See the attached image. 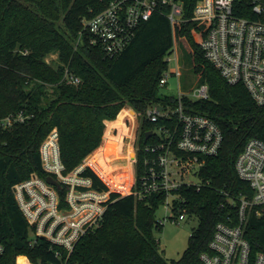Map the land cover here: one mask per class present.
Segmentation results:
<instances>
[{
	"label": "trees",
	"instance_id": "obj_1",
	"mask_svg": "<svg viewBox=\"0 0 264 264\" xmlns=\"http://www.w3.org/2000/svg\"><path fill=\"white\" fill-rule=\"evenodd\" d=\"M197 1L185 0V19L175 23L155 14L137 28L123 51L109 57L100 44H91L83 24V18L105 7L102 0H0V120L11 113L27 116L8 127L0 124V238L4 244L0 264H16L22 256L34 264H199L217 223L239 222V199L252 197L254 191L240 177L236 161L249 139L264 140V104L257 103L245 84L230 83L205 55L202 43L212 23L191 18ZM238 14L258 17L251 7ZM176 47L185 53L198 85L209 86L208 97L183 98L187 109L208 115L224 133L220 153L205 157L198 171L200 183L174 191L170 218L186 208L199 221L182 256L169 260L159 249L155 230L163 221L157 219V209L165 203V193L139 199L113 192L100 226L83 236L70 254L41 237L31 244L33 227L13 186L34 172L48 178L41 155L45 138L58 130L66 172L90 154L89 160L110 179L116 170L111 152L126 149L134 140L131 109H135L140 116L136 139L140 175L141 150L152 140L145 141L146 132L167 123L163 117L151 120L148 109L156 104L175 108L179 102L178 97L160 93V80L169 69L167 58ZM51 54L57 58L49 60ZM67 68L79 82L66 76ZM107 120L112 121L106 124ZM128 120L133 125L128 126ZM83 174L92 178L97 189H110L91 166ZM59 193L65 205L67 187ZM245 235L253 254L264 253V205L249 210ZM58 249L63 250L62 256L56 255Z\"/></svg>",
	"mask_w": 264,
	"mask_h": 264
},
{
	"label": "built area",
	"instance_id": "obj_2",
	"mask_svg": "<svg viewBox=\"0 0 264 264\" xmlns=\"http://www.w3.org/2000/svg\"><path fill=\"white\" fill-rule=\"evenodd\" d=\"M102 1L105 7L83 18V24L90 34L91 44H100L109 57L123 51L134 38L137 28L155 14L166 16L171 23L185 19V0ZM250 7L258 17L238 14V11ZM191 18L211 21L212 27L202 43L205 55L230 83L245 84L257 103L264 104V0H198ZM81 35L82 32L76 39V47ZM167 59L169 61V56ZM168 72L161 78V86L168 83ZM66 76L74 82L80 81L79 77L70 74L68 68ZM185 96L193 100L208 97L209 86L204 83L192 92L180 93L175 108L164 106L160 110L163 105L156 104L148 109L147 116L151 120L163 117L167 123L152 130L151 142L142 148L140 175H137L140 148L136 147L134 136L131 152L135 157L128 152L132 168L122 191L97 189L92 178L83 174L87 166L95 170L86 160L66 172L59 132L53 129L41 145V155L44 169L61 183V188L37 172L13 186L16 199L33 227L31 244L41 237L70 254L83 236L100 226L109 203L113 201V192L123 196L132 194L139 199L165 193V203L173 207L174 191L183 185H193L187 176L198 175L205 157L218 155L224 143V133L218 123L208 115L189 111L183 100ZM26 117L23 112L11 113L1 119L0 124L8 127ZM236 168L240 177L250 183L254 194L239 199L238 223H217L209 249L201 253L199 264H264V253L253 254L245 235L249 210L264 205V140L249 139L237 158ZM64 187H67L66 204L62 205L59 192ZM187 216V210L183 208L175 219L184 220ZM62 252L58 249L56 255L62 256ZM3 253L4 244L0 238V258ZM21 258H24L23 264H34L26 256L20 257L16 264H21Z\"/></svg>",
	"mask_w": 264,
	"mask_h": 264
},
{
	"label": "rangeland",
	"instance_id": "obj_3",
	"mask_svg": "<svg viewBox=\"0 0 264 264\" xmlns=\"http://www.w3.org/2000/svg\"><path fill=\"white\" fill-rule=\"evenodd\" d=\"M57 58L56 54H51L48 59L55 60ZM169 77L168 83L161 87L160 93L164 95H170L178 97L180 93H189L194 91L199 85L198 76L194 73L191 64L188 62L185 53L180 48H175L174 52L169 55ZM131 107V106H130ZM133 108V107H131ZM162 110V108H159ZM123 110V109H122ZM121 110V111H122ZM133 118L135 119V140L139 134L140 127V116L136 115L137 111L131 109ZM120 114V113H119ZM118 117V116H117ZM133 125L128 120V126ZM151 131L146 132L145 141L151 136ZM116 135H119L120 129H116ZM126 141L128 136L124 138ZM147 139V140H148ZM133 142V141H132ZM126 147L124 150H113L110 154L112 157V163L115 164L116 170L110 175V179H107L105 176L99 172L97 167L89 160V155L86 157V162L91 164L96 172L110 185V188L114 191L124 190L122 189L125 185V182L128 183L131 173V162L128 156L127 150L131 149V144ZM136 147L137 144L135 142ZM103 145H100L101 148ZM93 153V152H92ZM131 157H135V153H131ZM97 162V161H96ZM107 170V168H106ZM187 180L194 184L200 183V178L197 174L192 173L187 176ZM121 186V188L119 187ZM120 191V192H121ZM173 208L170 204H162L157 209V219L163 221V225L160 229L155 230L157 239L159 240V249L164 255L169 259H178L182 256L183 252L189 244V237L195 227L198 226V218L195 216H187L184 220H174L170 216L173 215Z\"/></svg>",
	"mask_w": 264,
	"mask_h": 264
},
{
	"label": "water",
	"instance_id": "obj_4",
	"mask_svg": "<svg viewBox=\"0 0 264 264\" xmlns=\"http://www.w3.org/2000/svg\"><path fill=\"white\" fill-rule=\"evenodd\" d=\"M162 109H164V106H161ZM148 139V137H147ZM146 139V141H147ZM48 182H50L51 184L57 186L58 188H61V183L52 175H49L47 178Z\"/></svg>",
	"mask_w": 264,
	"mask_h": 264
},
{
	"label": "crops",
	"instance_id": "obj_5",
	"mask_svg": "<svg viewBox=\"0 0 264 264\" xmlns=\"http://www.w3.org/2000/svg\"><path fill=\"white\" fill-rule=\"evenodd\" d=\"M108 121H112V120H107L106 124H107ZM98 149H99V147L96 150H94L93 153L96 152Z\"/></svg>",
	"mask_w": 264,
	"mask_h": 264
},
{
	"label": "bare ground",
	"instance_id": "obj_6",
	"mask_svg": "<svg viewBox=\"0 0 264 264\" xmlns=\"http://www.w3.org/2000/svg\"><path fill=\"white\" fill-rule=\"evenodd\" d=\"M23 262H24V258H22V259L20 260V263H21V264H23Z\"/></svg>",
	"mask_w": 264,
	"mask_h": 264
}]
</instances>
